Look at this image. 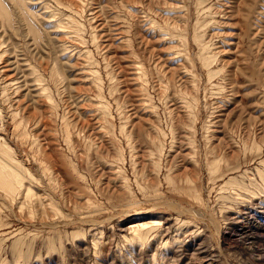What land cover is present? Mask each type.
I'll use <instances>...</instances> for the list:
<instances>
[{"label":"rangeland","instance_id":"374dc122","mask_svg":"<svg viewBox=\"0 0 264 264\" xmlns=\"http://www.w3.org/2000/svg\"><path fill=\"white\" fill-rule=\"evenodd\" d=\"M0 111V264H264V0H0Z\"/></svg>","mask_w":264,"mask_h":264},{"label":"bare ground","instance_id":"6f19581e","mask_svg":"<svg viewBox=\"0 0 264 264\" xmlns=\"http://www.w3.org/2000/svg\"><path fill=\"white\" fill-rule=\"evenodd\" d=\"M7 152V150H5L4 148L2 149L0 147V187L9 195H13L16 188H18V186L20 185L22 176L20 175V173L17 172V170L13 166V163H16L14 161V158H12V156H10ZM134 228H136L135 234L142 239L144 225H135ZM145 234L146 233H144V236Z\"/></svg>","mask_w":264,"mask_h":264}]
</instances>
